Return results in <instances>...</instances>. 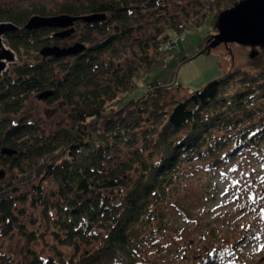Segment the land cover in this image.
Masks as SVG:
<instances>
[{
	"label": "trees",
	"instance_id": "trees-1",
	"mask_svg": "<svg viewBox=\"0 0 264 264\" xmlns=\"http://www.w3.org/2000/svg\"><path fill=\"white\" fill-rule=\"evenodd\" d=\"M236 1L193 0L190 7L178 0H70L51 9L0 0V22L16 26L3 34L16 58L0 74V164L10 173L0 184V240L20 239L16 253L0 247V264H142L146 252L179 231L168 226L166 208L195 165L209 172L262 154L259 46L256 55L184 97L176 96L179 83L158 82L128 97L145 73L164 63L170 31L200 25L207 13L215 22ZM63 13L78 18L67 28L24 26L32 15ZM94 14L100 17L82 18ZM151 17L159 21L153 32L120 61L125 41ZM212 35L200 52L210 50ZM77 43L82 49L60 56L40 52ZM44 91L47 101L73 109L69 127L47 130L18 114L32 94ZM44 238L46 251L37 248ZM221 256L213 249L199 264Z\"/></svg>",
	"mask_w": 264,
	"mask_h": 264
},
{
	"label": "rangeland",
	"instance_id": "rangeland-1",
	"mask_svg": "<svg viewBox=\"0 0 264 264\" xmlns=\"http://www.w3.org/2000/svg\"><path fill=\"white\" fill-rule=\"evenodd\" d=\"M2 1L17 7L36 2L54 9L70 0ZM178 1L193 5V0ZM176 9L180 10V5H176ZM148 19L151 20L149 25L144 24L145 28L125 41L120 61L129 60L136 50V40L150 35L152 25L159 23L154 17ZM170 32L173 38L179 37L180 33ZM215 32V22L211 13H207L203 23L184 30V37L178 38L166 53L164 63L145 73L128 97H140L149 83L156 82L161 85L179 83L181 87L175 91L176 96L184 97L190 90L222 74L224 69L244 63L253 48L249 45L219 43L209 51L200 52L205 36ZM255 48L258 52L257 46ZM72 112L62 101H47L34 93L18 114L52 130L69 127ZM197 166L182 179L175 200L166 208L168 226L179 231L165 236L156 249L146 252L142 264H199L213 249L222 250V256L201 264H264V151L255 158L239 156L209 172ZM0 169L4 170L0 184H4L10 173L1 164ZM48 241V238L41 239L37 248L48 250ZM19 245L17 234L0 240V247L12 253L17 252Z\"/></svg>",
	"mask_w": 264,
	"mask_h": 264
},
{
	"label": "water",
	"instance_id": "water-1",
	"mask_svg": "<svg viewBox=\"0 0 264 264\" xmlns=\"http://www.w3.org/2000/svg\"><path fill=\"white\" fill-rule=\"evenodd\" d=\"M100 15L83 16V19L93 20ZM77 16L70 14L57 15H32L25 23L26 28L39 26H55L67 28L71 26ZM16 26L11 22H0V74L6 69L9 62L15 60L14 52L3 42V34ZM216 32L211 36L209 47H214L219 43L227 45L230 42L249 45L253 47L249 53L253 57L257 53L256 46L264 49V0H238L232 6L220 11L215 20ZM71 28L56 33L59 36L68 34ZM81 44H74L66 48L56 45L45 46L40 49L43 56L54 54L60 56L67 53L76 52L82 49ZM50 94L48 91L40 93V98H45ZM1 152L12 154L15 150L2 148Z\"/></svg>",
	"mask_w": 264,
	"mask_h": 264
},
{
	"label": "built area",
	"instance_id": "built-area-1",
	"mask_svg": "<svg viewBox=\"0 0 264 264\" xmlns=\"http://www.w3.org/2000/svg\"><path fill=\"white\" fill-rule=\"evenodd\" d=\"M180 37L183 38V37H184V33H180L178 38H180ZM178 38H171V39L169 40V43L166 44V47H167V48H171V47L175 44V42L178 40Z\"/></svg>",
	"mask_w": 264,
	"mask_h": 264
}]
</instances>
